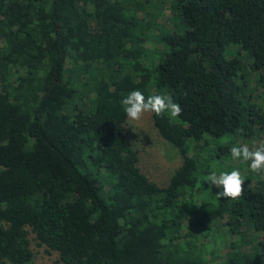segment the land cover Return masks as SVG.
<instances>
[{
	"label": "trees",
	"instance_id": "16d2710c",
	"mask_svg": "<svg viewBox=\"0 0 264 264\" xmlns=\"http://www.w3.org/2000/svg\"><path fill=\"white\" fill-rule=\"evenodd\" d=\"M133 90L182 108L150 113L181 158L163 185L125 135ZM262 136L264 0H0V264L31 239L60 264H264V179L239 201L203 181Z\"/></svg>",
	"mask_w": 264,
	"mask_h": 264
},
{
	"label": "rangeland",
	"instance_id": "374dc122",
	"mask_svg": "<svg viewBox=\"0 0 264 264\" xmlns=\"http://www.w3.org/2000/svg\"><path fill=\"white\" fill-rule=\"evenodd\" d=\"M169 12V9L165 6L161 10V14L158 18L165 26H169L165 19V17L169 16ZM129 124L130 122L126 118L124 126L125 135L128 141L131 142L132 146L137 150V165L140 171L149 180L158 185L165 184L171 173L181 162L177 150L158 135L152 125L150 113H146L140 121L135 122L134 127L129 126ZM261 141H264V136L257 139H251L249 142L241 141L240 146L246 144L250 148L256 147ZM239 162H242L244 166L239 169L237 168V170L240 171L244 180L249 179V175L250 177L254 176L264 179V172L254 173L250 170V162H243L242 160H239ZM225 163L229 166H234L238 162L231 158L229 162L225 161ZM249 184H252V181L249 182ZM243 246L244 245H240L241 248H243ZM30 249L32 251V259L27 264H60L57 260L56 252L48 251L42 245L37 246L32 239L30 240ZM225 250L227 251L226 248H222L221 253ZM3 264L9 263L4 262Z\"/></svg>",
	"mask_w": 264,
	"mask_h": 264
},
{
	"label": "clouds",
	"instance_id": "9594fccd",
	"mask_svg": "<svg viewBox=\"0 0 264 264\" xmlns=\"http://www.w3.org/2000/svg\"><path fill=\"white\" fill-rule=\"evenodd\" d=\"M121 105L130 122L129 126L134 127L146 113L162 117L167 114L171 120H175L182 114V108L179 103L167 94H155L148 97L140 90H133L122 100ZM230 154L233 160H242L250 162V170L254 173L264 172V141L258 143L256 147H249L246 144L241 146H232ZM210 187L218 189L216 197L218 199L239 201L244 193L245 180L242 178L239 170L211 171L203 180Z\"/></svg>",
	"mask_w": 264,
	"mask_h": 264
}]
</instances>
